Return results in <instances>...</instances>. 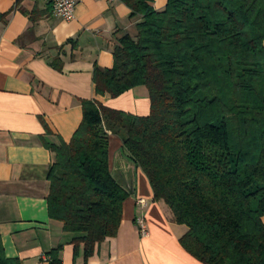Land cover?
I'll use <instances>...</instances> for the list:
<instances>
[{"label":"trees","instance_id":"16d2710c","mask_svg":"<svg viewBox=\"0 0 264 264\" xmlns=\"http://www.w3.org/2000/svg\"><path fill=\"white\" fill-rule=\"evenodd\" d=\"M121 1L143 20L113 49L112 69L95 67L96 94L143 86L151 112L81 101L71 141L45 144L50 219L76 236L85 259L118 234L129 193L110 170L108 130L187 228L180 243L190 256L264 264V0H168L162 11L151 0ZM61 249L50 264H62ZM13 263L0 239V264Z\"/></svg>","mask_w":264,"mask_h":264},{"label":"crops","instance_id":"0c3cea01","mask_svg":"<svg viewBox=\"0 0 264 264\" xmlns=\"http://www.w3.org/2000/svg\"><path fill=\"white\" fill-rule=\"evenodd\" d=\"M151 1L162 11L168 0ZM142 20L121 0H81L71 21L54 16L51 0H0V239L13 264H50L42 257L59 247L62 264H201L180 243L187 228L154 199L122 139L107 129L110 170L129 193L116 237L85 259L83 245L76 251L72 244L76 236L48 214L53 156L45 144L71 141L83 120L81 101L150 115L146 87L111 98L98 96L93 81L96 66L112 69L113 49L125 35L135 38ZM139 216L147 238L135 224Z\"/></svg>","mask_w":264,"mask_h":264},{"label":"built area","instance_id":"2783aa9c","mask_svg":"<svg viewBox=\"0 0 264 264\" xmlns=\"http://www.w3.org/2000/svg\"><path fill=\"white\" fill-rule=\"evenodd\" d=\"M80 1L81 0H51L54 16L64 21L73 20L76 6L80 3ZM139 204L145 205L144 201H140ZM135 224L143 238L149 237V229L144 216L137 217ZM42 259L45 263L51 262V258L49 256H43Z\"/></svg>","mask_w":264,"mask_h":264}]
</instances>
